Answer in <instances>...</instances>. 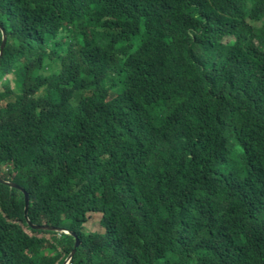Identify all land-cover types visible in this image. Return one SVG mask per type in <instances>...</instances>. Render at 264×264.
<instances>
[{
    "label": "trees",
    "instance_id": "obj_1",
    "mask_svg": "<svg viewBox=\"0 0 264 264\" xmlns=\"http://www.w3.org/2000/svg\"><path fill=\"white\" fill-rule=\"evenodd\" d=\"M0 84V264H264V0H0Z\"/></svg>",
    "mask_w": 264,
    "mask_h": 264
},
{
    "label": "rangeland",
    "instance_id": "obj_2",
    "mask_svg": "<svg viewBox=\"0 0 264 264\" xmlns=\"http://www.w3.org/2000/svg\"><path fill=\"white\" fill-rule=\"evenodd\" d=\"M2 91V86L0 84V92ZM128 212V210H126ZM129 214V212H128ZM89 229H92L94 231H97L99 229V222L98 221H93L89 227Z\"/></svg>",
    "mask_w": 264,
    "mask_h": 264
},
{
    "label": "water",
    "instance_id": "obj_3",
    "mask_svg": "<svg viewBox=\"0 0 264 264\" xmlns=\"http://www.w3.org/2000/svg\"><path fill=\"white\" fill-rule=\"evenodd\" d=\"M0 184L6 185L4 182L0 181ZM28 196V195H27ZM29 206L26 207V216L28 215ZM53 229V228H52Z\"/></svg>",
    "mask_w": 264,
    "mask_h": 264
},
{
    "label": "clouds",
    "instance_id": "obj_4",
    "mask_svg": "<svg viewBox=\"0 0 264 264\" xmlns=\"http://www.w3.org/2000/svg\"><path fill=\"white\" fill-rule=\"evenodd\" d=\"M0 181L4 182V183L6 184V186H8V187H9V185H10V184L6 183L4 180H0ZM11 186H12V188H15V189H17L15 186H13V185H11ZM30 225H32V224L30 223Z\"/></svg>",
    "mask_w": 264,
    "mask_h": 264
}]
</instances>
